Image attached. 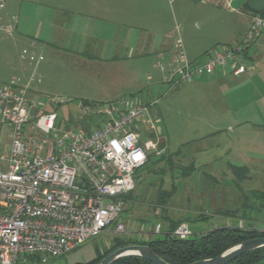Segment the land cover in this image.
Returning <instances> with one entry per match:
<instances>
[{
  "label": "rangeland",
  "instance_id": "obj_1",
  "mask_svg": "<svg viewBox=\"0 0 264 264\" xmlns=\"http://www.w3.org/2000/svg\"><path fill=\"white\" fill-rule=\"evenodd\" d=\"M68 1L6 0L7 14H0V25L10 23L12 30L0 28V84H26V97L36 104L37 111L57 113V133L69 127L93 128L97 122L94 107L99 104L122 98L142 103L155 101L157 132L165 145L164 153L172 155L173 163L162 161L135 172L131 198H125L124 211L118 218L125 232H114L111 225L110 231L90 237L48 264L86 262L118 242L148 239L166 226L163 215L181 219L187 213L196 215L197 210L209 212L210 200L232 209L237 193L247 194V182L232 170L244 165L252 171L264 168L258 166L261 161L249 159L264 149V79L263 84L241 83L231 75L222 79L203 74L170 87L165 82L167 73L154 66L157 60H165L155 50L139 54L134 41L139 32L146 35L144 31L153 30L167 36L173 49L175 39L180 37L189 61L201 62L213 49L240 42L252 17L240 11H224L216 0H159L151 21L133 23L137 26L128 28L123 22L115 24L97 15L77 13ZM12 14L18 18V25ZM222 22L228 26H222ZM52 23L59 29L53 42L47 43ZM88 34L96 37L89 39L86 47L90 49L84 50L88 54L82 56L90 63H76L74 50L83 41L81 37ZM101 40L107 41L104 59L98 54L103 49ZM31 42L37 49L42 47L32 61L28 59L33 53ZM251 44V54L262 52L264 62V31ZM23 49L28 53L23 54ZM256 59L254 56L245 61L253 69ZM261 75L264 78L263 71ZM89 97L94 100H86ZM83 104L89 108L87 113L82 111ZM10 142L8 125H0V155L8 152ZM189 164L194 170L189 176H181V168ZM172 184L177 188L163 211L155 205L154 196L159 186L170 190ZM210 191L214 197H208ZM202 193L204 199L198 196ZM260 202L250 197V207L245 210L226 218L214 215L206 224L193 223L194 228L199 226L197 231H205L219 225L243 226L252 224L250 218H255V225L264 229V206ZM189 231L191 235L190 226Z\"/></svg>",
  "mask_w": 264,
  "mask_h": 264
},
{
  "label": "built area",
  "instance_id": "obj_2",
  "mask_svg": "<svg viewBox=\"0 0 264 264\" xmlns=\"http://www.w3.org/2000/svg\"><path fill=\"white\" fill-rule=\"evenodd\" d=\"M3 5L0 0V9ZM0 28L12 30L10 23ZM262 31L264 11L252 17L240 42L213 49L201 62L187 59L177 37L172 59L157 60L154 66L167 73L170 87L225 66L240 75L249 67V43ZM25 88L0 84V125H8L11 136L8 152L0 155V264H26L32 257L48 263L110 231L111 225L114 232H125L118 218L124 196L135 186V172L149 155L166 150L156 128L155 101L122 98L99 104L93 128L69 127L57 133V113L37 111ZM82 111L87 113L88 106L83 104ZM137 151L142 161L134 159ZM189 233L186 223L174 231L181 237Z\"/></svg>",
  "mask_w": 264,
  "mask_h": 264
},
{
  "label": "trees",
  "instance_id": "obj_3",
  "mask_svg": "<svg viewBox=\"0 0 264 264\" xmlns=\"http://www.w3.org/2000/svg\"><path fill=\"white\" fill-rule=\"evenodd\" d=\"M86 103V102H85ZM85 129V128H84ZM88 130V129H86ZM163 145V142L161 143ZM177 155V154H174ZM172 155H167L165 153L155 156L151 154L148 156V161L143 167L149 165H156L159 162L164 161L166 164H172L171 160ZM194 170V166L192 164L187 165L186 167L181 168V176H189L191 172ZM236 176L240 179L245 178L246 176V167H235V170H232ZM177 186L172 184L170 190H166L161 186L158 187L157 192L155 194V205L157 207L163 208L167 205V200L174 194ZM204 193V192H203ZM202 196L198 195L200 198ZM237 193V192H236ZM127 193L124 196L125 198H131ZM209 198L213 195L214 192L207 193ZM129 195V196H128ZM197 196V197H198ZM207 197V196H206ZM250 197H254L257 199H261L260 205L264 206V195L263 192H256L253 190H247V194L238 195L236 197L237 205L233 206L232 209L228 210L223 208L220 205H216V203L207 202L210 204L212 210L209 212H202L197 210L196 215L192 216V213H187V216L181 219L172 218L168 215L162 216V221L167 223L166 226H163L162 230L159 233H155L152 237L139 240L134 239L133 241H122L118 242L116 246L109 247L102 252H98L96 256L86 262H79L75 264H95L105 255L110 253L115 248L127 244V243H136V244H145L148 245L155 253H157L161 258L166 260L171 264H188L193 261L211 258L214 257L232 245L246 239H251L254 237H264V229L259 228L252 222V224H244L243 226H239L238 224L233 225H219L216 227L209 228L205 231H197L196 229H201L199 226L194 228L193 223L195 224H206L210 217L214 215H222L225 218L229 216H233L236 211L240 212L241 210H245L250 207L248 200ZM200 203H203L200 201ZM199 203V204H200ZM207 205V204H206ZM164 211V210H163ZM182 223H186L188 228L190 226L191 235H187L181 237L179 235L174 234V231L178 228V226ZM31 264H48L41 263L38 258H30L27 260ZM28 264V263H27ZM111 264H153L152 262L142 258L138 255H127L117 260L113 261ZM227 264H264V246L254 249L252 251L243 253Z\"/></svg>",
  "mask_w": 264,
  "mask_h": 264
},
{
  "label": "crops",
  "instance_id": "obj_4",
  "mask_svg": "<svg viewBox=\"0 0 264 264\" xmlns=\"http://www.w3.org/2000/svg\"><path fill=\"white\" fill-rule=\"evenodd\" d=\"M68 2H70L69 4H71L72 10L75 7L74 10L77 13L97 15L100 19L106 22L114 21L115 24H121L123 22L124 24H126V26H128V28H130V26H137V25H134L133 23H144V22L151 21L154 18L153 14H155V11H157V7L159 4V0H69ZM227 2L228 0H216V4L221 6L220 8L222 10L232 12V13L233 12L238 13L237 11L239 10L230 8ZM0 14L1 16H4L5 14H7L6 0H4V5L0 9ZM10 16L12 17L14 16L16 18L17 25H18L19 20L16 17V15L12 14ZM225 25L228 26V23L222 22V26H225ZM144 26L146 25H143V27ZM234 27L235 28L233 29H236V26ZM58 29H59V26L52 23V31H51L52 34L51 33L50 35L48 34V37L49 36L50 37L49 38L47 37L48 38L47 43H51V41L53 42V38L57 35ZM143 33H145L146 35L139 32L135 36V41H134V44L137 46V50L139 54L149 53L152 50H155L157 55H159V57H161L165 61L172 59L173 57L172 56L173 55L172 44L166 38L167 36L166 37L165 35L160 36L159 34L156 33V31H153V30L152 31L146 30ZM232 33L233 31L230 32V35L226 37V40L230 39V37L232 36ZM81 38L83 41L78 45V47H76V51L74 50V52L76 53L73 55V59L75 60L76 63L77 62L83 63V64L90 63L88 59L82 56H85V54H88L84 50L89 48V47H86L88 46L87 44L90 41L89 39H96V37H94L92 34H88V35H83ZM31 45H33L32 47L33 53H32V59H31L32 61L36 57L35 54L41 53L42 47H38L37 49L35 44L32 42H31ZM101 45L103 49L99 50L98 54L100 56L99 57L100 59H104L103 57L104 45H107V41L101 40ZM252 47H253V44H251L249 48L246 50V58L249 60H253L254 56H256L257 63L253 69L251 67H248L245 73L240 74V75H233L231 73L230 66H225V67L217 68L213 74H207V75H204V76L202 75V76L203 77H211V76L214 77L217 75L223 79L224 77L231 75L234 78L241 80V83H247V82L253 83L254 81L255 82L258 81L259 83L263 84V82L261 81V79H264L262 78V75H261L262 71L264 72V62L261 59L262 52H258V54L256 53L251 54ZM205 58L206 56L204 57V60ZM28 59H30V56L28 57ZM89 98H86V100H94V99H91V98L89 99ZM259 99L260 97L258 96L257 100ZM249 156H253V154L249 153ZM249 159L254 160V162L257 160L258 162L261 161L258 164V166L264 167V149L262 153L254 154V156L250 157ZM244 166L246 167V165ZM246 168H247L246 176L245 178H243V181L247 182V190L263 192V195H264V185L262 183L264 181V168L262 169L259 168L258 170L254 168L255 171H252L248 167ZM230 188L232 189V187ZM223 189H226V188H222V190ZM226 202L227 201H225V203ZM222 203H224V201ZM237 204H238L237 201H235L234 205H237ZM220 205H223V204H220ZM251 221L255 223L256 219L253 218L251 219Z\"/></svg>",
  "mask_w": 264,
  "mask_h": 264
},
{
  "label": "water",
  "instance_id": "obj_5",
  "mask_svg": "<svg viewBox=\"0 0 264 264\" xmlns=\"http://www.w3.org/2000/svg\"><path fill=\"white\" fill-rule=\"evenodd\" d=\"M228 6L253 17L264 11V0H228ZM264 246V237H254L242 240L227 248L220 254L193 261L188 264H227L237 256ZM127 255H138L153 264H171L161 258L148 245L128 243L123 244L105 255L95 264H111L113 261Z\"/></svg>",
  "mask_w": 264,
  "mask_h": 264
},
{
  "label": "clouds",
  "instance_id": "obj_6",
  "mask_svg": "<svg viewBox=\"0 0 264 264\" xmlns=\"http://www.w3.org/2000/svg\"><path fill=\"white\" fill-rule=\"evenodd\" d=\"M113 147L116 148V151H117V152H120V151H121V149L116 145L115 142H113ZM134 159H135L136 161H142V160H143V154H142L141 152L137 151V152L135 153Z\"/></svg>",
  "mask_w": 264,
  "mask_h": 264
}]
</instances>
